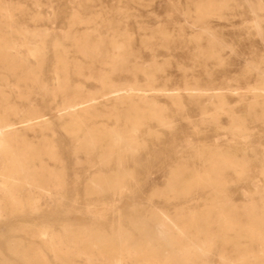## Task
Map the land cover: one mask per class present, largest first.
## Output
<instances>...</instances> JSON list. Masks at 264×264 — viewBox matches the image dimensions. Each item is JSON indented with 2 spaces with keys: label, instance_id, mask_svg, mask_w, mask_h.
Returning a JSON list of instances; mask_svg holds the SVG:
<instances>
[{
  "label": "rangeland",
  "instance_id": "rangeland-1",
  "mask_svg": "<svg viewBox=\"0 0 264 264\" xmlns=\"http://www.w3.org/2000/svg\"><path fill=\"white\" fill-rule=\"evenodd\" d=\"M207 1L0 0V41L11 46L13 56L9 59L5 49L0 53V117L17 123L21 115H42L43 123L39 126L16 127L21 129L26 143L34 147L31 151L39 153L30 160L43 161L62 177L60 187L51 195H25L19 189L20 203L7 201L1 206L0 264H24V254L32 264H105L96 251L80 249L95 237L90 235L92 239L77 243L86 234L109 229L101 223L103 218L134 212H164L172 216L178 207H183L186 215L199 213L211 203L209 190H190L185 197L172 196L182 178L174 177L177 171L206 168L203 157L196 152L199 147L239 156L240 166H220L213 175L220 185L221 199L237 210L253 207L259 215L264 214V106L257 105L253 94L247 91L262 81L264 10L256 8L264 5V0H226L198 19V6ZM204 29L215 39L218 59L206 58L210 38L203 33ZM83 39L99 43L98 50L90 54L80 51L77 42ZM111 40L121 46L112 48ZM197 44L204 49L202 52ZM28 47L36 48V55L29 53ZM112 56H117V61H109ZM24 64L32 73L25 72ZM105 76L118 86H166L167 94L196 83L221 85L232 91H225V110H218L216 121L200 116L194 101L183 91L184 107L179 108L164 94L145 93L148 98H155L167 121L158 124L153 119L147 123L152 126V148L158 149L156 143L160 142L165 151L148 163L125 160L112 171L110 167L99 169L98 175L92 172L100 167L78 149L80 142L72 141L67 130L69 118L56 108L63 96L73 92L52 98L41 88H55L59 81H65L70 90L79 86L81 96L96 98L94 103L100 115L97 120L104 121L107 129H119L122 121L106 115L111 102L102 96ZM45 147L55 157L46 154ZM120 170L125 174L121 187L109 190L105 196L85 191L100 181L106 182ZM183 177L184 181L189 179L188 175ZM119 221L122 219L118 224L123 231L132 232ZM115 223L114 220L110 224ZM166 230L165 225L158 227V231ZM107 237L117 246L122 245L120 264H139L135 254H126L127 247H137L138 238L131 242L110 234ZM152 243L154 248L158 247L155 241ZM51 246L59 248V258L54 257ZM163 248L166 252H161L160 258L170 249ZM202 249L203 254L208 253V246ZM220 256L207 254V261L190 264H221Z\"/></svg>",
  "mask_w": 264,
  "mask_h": 264
},
{
  "label": "bare ground",
  "instance_id": "bare-ground-1",
  "mask_svg": "<svg viewBox=\"0 0 264 264\" xmlns=\"http://www.w3.org/2000/svg\"><path fill=\"white\" fill-rule=\"evenodd\" d=\"M225 2L226 0H208L206 4H199L196 10L197 18H204L213 12L216 4ZM256 10H264V5L259 4ZM251 15L253 17V14ZM10 27L12 28V26ZM203 33L210 38L205 50L206 58L218 59L219 49L215 48V39L207 29H204ZM197 40L198 42L201 40L200 36ZM77 43L80 51L89 54L99 48V43L88 42L87 39ZM109 45L112 48L121 46L116 40H111ZM10 47L1 39L0 53H3L2 49H5L9 53L8 58L13 59L9 51ZM27 49L32 55H36L38 51L36 48L28 47ZM197 49L200 52L204 50L200 44H197ZM18 60H22V58L19 57ZM115 60L117 61V56L109 57V61ZM22 62L24 63V61ZM24 67L26 73H32L25 64ZM62 67L61 70L64 69ZM75 70L78 72L80 68L76 67ZM143 71L147 70L143 69ZM260 76L262 81L256 86H250L247 91L253 94L257 105L264 106V69L261 70ZM102 83L104 89L102 96L111 102L106 115L122 121L123 126L119 129H107L104 121L97 120L100 115L94 103L96 98L91 95L81 96L79 86L70 90L65 81H59L55 88H41L43 91H48L52 98L56 94L64 95L70 91L73 92L71 96H63V102L56 108L60 114L65 113L69 118L67 130L72 136V141L76 144L80 142L78 149H81L87 158L92 159L91 161L100 167L92 172V174L98 175H100L99 169L110 167L109 170L112 171L114 167L119 168L125 160L139 164L141 161L148 163L152 157L154 158L165 151V145L160 142L156 143L158 149L152 148L150 136L152 126H148L147 123H152L153 119L158 124H166L167 121L163 119L155 98H148L145 93L154 91L164 94L175 107L179 108L184 107L181 102L183 97L181 92L183 91L187 97L194 101L200 116L216 121L218 110H225V91L228 93L232 91V89L221 87V85L205 84L203 86L196 83L186 84L182 91L177 87L175 93L167 94L169 88L166 86L159 89L151 88L150 85L144 87L131 84L118 86L108 82L107 76L103 77ZM42 118V115L37 114L21 115L18 122L15 123L5 117H0V193L3 195V200H0V212L1 206L7 201L15 205L20 203L19 189H22L25 195H34L38 192L45 196L51 195L57 187H60L61 174L48 167L43 161L30 160L35 156L38 157L39 153L31 151L34 147L26 143L21 129L16 127L17 124H24L23 128H34L43 123ZM186 119L188 122H192L190 117H186ZM201 122H203V118ZM45 148V153L49 154L48 147ZM199 148L196 149V152L203 157L206 168L198 171L187 167L177 171L174 177L182 178L176 185L177 193H173L172 196L182 194L185 197L190 190L201 192L209 190L213 198L208 207H204L199 213L189 215H186L183 207H178L172 216L164 212H147L145 215L134 212L124 216L116 213L113 217L102 219L101 223L109 226V229L91 232L86 234L82 241L77 240V243H81L85 239H92L89 237L90 235L95 237L92 242L86 246L82 245L80 249L85 252L96 251L104 259L105 264H120L123 260L122 245L117 246L112 238L109 239L107 234H110L115 238L123 237L131 242L135 237L139 239L137 247L126 248L127 256L135 254L139 258V264H190V262L198 260L207 261V254L217 253L221 255V264H264V214L259 215L253 207L237 210L227 201H222L220 185L213 176L215 172L219 171L220 166H229L233 169L240 166L239 156L230 155L225 151L210 150L209 148L205 151L199 150ZM50 156L55 157V154ZM184 175L189 176L187 181H184ZM124 179L125 174L120 170L112 174L106 182L100 181L90 188L87 187L85 191L95 194V196H105L109 190L121 187ZM120 219L122 221L119 222L132 229L131 233L127 234L121 229L118 224ZM114 220L117 223L112 226L110 223ZM160 225L167 227L166 232L158 231ZM40 234L46 235L44 232H40ZM153 241L157 243L158 247H153ZM127 242L125 241V244ZM128 245L130 244L128 243ZM204 245L208 246L207 254H203L202 247ZM164 246H169L170 249L163 258H160L161 252H166ZM50 248L54 257L59 258V248L57 246ZM21 258L24 264H32L28 255H21Z\"/></svg>",
  "mask_w": 264,
  "mask_h": 264
}]
</instances>
